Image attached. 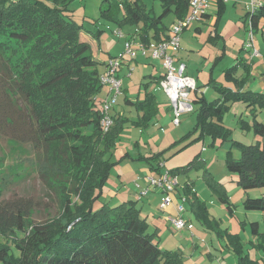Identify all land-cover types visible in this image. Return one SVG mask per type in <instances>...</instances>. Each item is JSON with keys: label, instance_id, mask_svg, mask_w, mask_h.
Here are the masks:
<instances>
[{"label": "trees", "instance_id": "obj_1", "mask_svg": "<svg viewBox=\"0 0 264 264\" xmlns=\"http://www.w3.org/2000/svg\"><path fill=\"white\" fill-rule=\"evenodd\" d=\"M72 1L0 0V37L10 36L28 47L26 55L13 64L8 45L0 38V131L16 125V139L35 142L45 155L65 164L70 179L69 189L61 193V213L52 220H30L35 207L31 198L0 199V236L6 238L0 240V259L4 264H184L182 252L160 246L157 230H150L137 201L96 207L115 164L106 155L117 147L121 130L130 118L114 113L112 127L108 131L102 127V100H98L103 89L101 62L94 56L91 43L82 38L84 24L75 19ZM108 1L103 15L117 21L119 28L138 27L139 38L146 44L169 37V27L164 23L167 15L174 13L176 18H184L190 12V0H159L163 7L160 14H155L143 0ZM263 16L264 7L251 17L254 28ZM240 66L244 74L238 76ZM252 67V59H243L225 69L226 80L233 86L210 82L219 97L208 100L197 95L194 131L172 143L189 140L179 151L204 137H210L212 145L219 139L229 141L226 163L237 172L238 183L245 190L264 187V122L258 119L259 110L264 109V92L244 88ZM145 84L144 98L131 102L139 112L131 121L144 128L159 111L156 95L148 90L150 82ZM235 101L250 108L251 119L240 117L238 124L254 131L259 137L256 143L245 144L231 137L232 128L226 125L224 116ZM236 148L241 152L239 157L234 155ZM160 153L137 159L157 158L160 162ZM208 180L220 200L233 211L223 185L215 179ZM185 190L197 219L215 230L239 264H264V231L259 229L258 221L252 222L256 238L249 242L262 254L254 258L240 233L220 228V222L190 183ZM243 205L264 211V196L247 195ZM10 244L20 250L18 257L10 255Z\"/></svg>", "mask_w": 264, "mask_h": 264}, {"label": "rangeland", "instance_id": "obj_2", "mask_svg": "<svg viewBox=\"0 0 264 264\" xmlns=\"http://www.w3.org/2000/svg\"><path fill=\"white\" fill-rule=\"evenodd\" d=\"M143 1L148 8L154 10L155 14L162 12V5L158 0ZM211 1V11H215L214 1ZM234 1L226 2L227 9L222 16V28L225 27L227 31L225 32L226 38L216 37L214 32L207 29L198 32L194 24L182 32V34L184 33L182 45L176 56L181 54L182 61L187 65L188 73L193 75L192 78L196 81V89L190 92V98L204 94L211 100L219 95L210 82L226 83L225 69L237 60L234 57L242 44L240 34L243 36L244 32L245 40L247 39L249 31L242 22L243 15L246 13L243 2L248 4L251 0H241L240 3H238L239 0L235 1L239 4L236 6H234L236 4ZM108 4V0H73L71 4L75 19L84 24V35L92 39L96 38L95 40L100 42V58L109 57L111 54L114 55L111 56L112 58L117 57L125 51L126 41L124 38L126 37L119 35L117 31L121 30L125 34L126 28H119L117 21L103 15V9ZM241 6L245 7L244 13ZM173 15L170 13L164 18L166 24L171 23ZM94 33L99 34V37H95ZM0 38L6 41L8 56L13 64L18 63L26 55L27 46H22L10 36H1ZM254 43L260 50V55L252 57V60L257 63L261 61L264 64V22L254 28ZM235 44L238 45L233 53ZM244 48V55L251 56L250 51L246 47ZM144 57L138 56L136 59L140 60ZM153 60L161 62L160 58L152 57ZM144 64L142 61H134L131 67L123 66L124 64L120 67L119 73L124 83L123 87L129 90L127 89L125 94L122 91L119 95L115 109L126 114L130 121L125 122L121 130L118 146L106 155L115 164L111 167L108 180L103 186L96 207L105 203L109 206H117L130 200L135 191L141 200L137 201V205L143 207L142 216L145 214L149 216L147 219L150 230L158 227L156 228V239L160 246L164 249L182 252L184 264H239L236 255L227 248L225 241L218 237L215 230L206 228L197 219L185 190V187L190 183L192 190L196 191L197 195L206 202L210 213L220 222V228H229L231 231L240 233L246 249L250 251L252 257L261 256L262 252L260 254L255 248L250 247L249 240L256 238L252 231L253 221H258L259 229L264 231V211L246 209L243 199L247 195L264 196V187L245 190L238 183L237 172L231 171L226 163V153L230 148V142H222L219 139L212 145V139L204 137L193 141L179 151L177 150L189 140L178 141L172 145L173 142L194 131L197 123L198 104L192 103L193 109L181 111L177 117L172 110L173 106L168 94L159 84L158 87L152 86L159 102V111L155 120L145 128L137 126L131 121L137 118L138 112L135 105L126 102V97L144 98L147 91L145 84L147 78L143 74L149 72L147 68H144ZM124 67H128L126 72L124 71L125 73L123 72ZM162 68L164 69V67ZM162 68L159 67V71H162ZM104 69L105 67L101 63L99 70L103 72ZM108 89V85L103 86L102 94L98 100H103L107 96ZM245 106V103L241 101L232 103L225 113L224 121L228 127L232 128L231 137L233 139L245 144H252L256 143L259 137L252 129H242L238 124L240 117L247 120L252 117L250 112L245 111ZM112 111L115 112L114 108ZM258 119L264 120V109L259 110ZM15 126L10 124L6 131H0V199L31 198L35 203L30 216L32 222L55 219L61 213V193L66 192L70 187V179L66 175L67 167L56 161L51 155H45V151L35 147V142L17 140L15 134L19 135V133H15ZM196 135L190 136V139ZM126 152H129L132 158H123ZM233 152L236 157L240 156L239 149H233ZM154 153H160L162 162L159 167L162 173L182 168L181 171L176 172L179 184L172 193L176 200V207H180V205L184 207L181 214L184 219L192 223V228L177 230L174 229L170 221L169 225L165 220V217L167 218L171 214L166 208H162L164 193L162 188L154 185L151 180V177H160L158 171L153 167L157 165L158 159H133L139 155ZM126 164L131 169L125 170L123 166ZM210 178L223 185L221 188L227 192V196L233 204V211L229 210L227 204L220 200L219 194L208 180ZM5 239L0 236L1 241ZM10 245V255L13 258L18 257L20 250L15 245ZM0 264H4L1 259Z\"/></svg>", "mask_w": 264, "mask_h": 264}, {"label": "built area", "instance_id": "obj_3", "mask_svg": "<svg viewBox=\"0 0 264 264\" xmlns=\"http://www.w3.org/2000/svg\"><path fill=\"white\" fill-rule=\"evenodd\" d=\"M212 1L211 0H190V12L184 18H177L169 30V37L163 41L146 44L139 38V28L129 35L125 42V51L117 57H111L107 63L105 70L100 74V81L102 85H108V94L102 100V119L101 124L105 131H108L114 124L113 108L117 103L119 95L123 91V81L120 77L119 71L122 64L135 59L138 56H151L160 58L165 69L164 77L160 81V85L168 94L173 110L178 117L181 111L191 108L190 92L196 89V81L194 78L185 74L186 65L184 63L176 64V55L181 48L182 32L193 22H202L203 18L210 13ZM248 36L245 40V47L251 53L252 57L259 56L260 50L254 43V27L251 17L264 7V0H251L248 3ZM117 33L125 36L121 30ZM100 96H98L99 99ZM179 119L177 118V121ZM152 183L160 186L164 193L162 197V208H169L174 206L176 211L168 216L174 229L182 230L184 228H192V223H189L182 216L181 212L184 209L182 205L176 207L173 191L179 184L178 174L171 171L162 173L160 177H151ZM140 197V196H139ZM184 199L186 197H183Z\"/></svg>", "mask_w": 264, "mask_h": 264}, {"label": "crops", "instance_id": "obj_4", "mask_svg": "<svg viewBox=\"0 0 264 264\" xmlns=\"http://www.w3.org/2000/svg\"><path fill=\"white\" fill-rule=\"evenodd\" d=\"M159 1V0H158ZM214 1V3H213V7H214V9H215V11H211V9H210V13L209 14H207L204 18H203V21L202 22H200V23H198V22H193V23H191L190 25H192V24H194L195 25V29H196V31H206V29L208 30V31H211V32H214L215 33V36L216 37H224V38H226L225 37V32H227L226 31V29H225V27H223L222 28V24H223V15H224V13L226 12V9H227V3L230 1H228V0H213ZM235 1H238V0H235ZM234 1V2H235ZM160 2V1H159ZM227 2V3H226ZM240 2H242L241 0H239L238 1V3H240ZM236 4L234 5V6H236V5H239V4H237V2H235ZM244 3V6L246 7V13H245V15H243L244 16V18H243V20H242V22H243V26L244 27H246L247 26V24H248V21L249 20H247V18H248V13H249V6H248V4H247V2H243ZM245 7H243V6H241V8H242V11H243V13H244V11H245ZM211 8H212V5H211ZM236 9V8H235ZM162 10H163V7H162ZM160 14V13H159ZM171 14H174V13H171ZM170 15V14H169ZM177 18L175 17V14L173 15V19H172V21H171V23H169V24H166L165 23V21H164V23L169 27V30H170V26L172 25V23L176 20ZM165 20V19H164ZM262 22H264V18L262 17L261 19H260V21H259V24H258V27L260 26V24L262 23ZM189 25V26H190ZM188 26V27H189ZM188 27H186V29L188 28ZM124 29L126 28V32H125V36H123V37H126V38H124L125 39V41H126V39H127V37L129 36V35H131L133 32H134V30H135V28L136 27H134V26H125V27H123ZM168 34H169V31H168ZM184 34V33H183ZM183 34H182V38H181V45H182V40H183ZM243 36H242V34H240V38H242V44H241V47H239V49H238V51H237V53L235 54V57L234 58H237V60L235 61V63L233 64V65H235V64H238V63H240V61L241 60H251V58H250V56H248V55H244V53H245V46H244V43H245V37H246V34L243 32ZM95 36V35H94ZM96 37V36H95ZM94 37V38H95ZM97 37H99V34L97 35ZM82 38L83 39H85V40H87V41H89L90 43H91V46H92V50H93V54H94V56L104 65V67H106V63H107V61L111 58V56H114V55H110L109 57H106V58H100L99 57V55H100V51H101V47H100V42L99 41H96L95 39H92V38H90V37H88V36H85L84 35V33H83V31H82ZM98 39V38H97ZM152 42H156L155 40H153ZM238 45V44H237ZM237 45L235 44L233 47H234V50H233V53L235 52V48L237 47ZM247 52H248V50H246ZM180 54V53H179ZM178 54V56H176V64L177 65H179L180 63H184L183 61H182V59H181V54L179 55ZM137 62V61H142V63H145L144 64V68H147L148 69V73H145L144 72V74H143V76L144 77H146L147 79H146V81H145V83H147V82H150V84H149V89L148 90H151L155 95H156V97H157V94L155 93V91L153 90V87L152 86H156V87H158L159 86V84H160V82H158V78L160 77V76H162V75H164L165 74V69H163L162 67V63L161 62H158L157 60H153L152 61V57L151 56H145L144 58H140V60H138V59H132V60H130L129 62H127V63H125L123 66H129V67H131V64L133 63V62ZM185 64V63H184ZM186 65V64H185ZM160 68H162L163 70L162 71H159V67ZM232 66V65H231ZM125 69H123V68H121V69H123V72L125 71L126 72V69H128V67H124ZM105 70V69H104ZM102 72V71H101ZM120 72V71H119ZM124 72V73H125ZM120 74V73H119ZM185 74H187L188 76H190V77H192L193 75H190L189 73H188V71H187V65H186V68H185ZM244 74V69H243V67H239V71H238V73H237V75L238 76H241V75H243ZM121 75V74H120ZM254 79V80H253ZM223 84H226V85H231V86H233V83H231V82H228L227 80H226V83H224V82H222ZM124 84V83H123ZM245 89H252V90H255V91H261V92H264V64L261 62V61H259L258 63H257V61L255 62L254 60H253V67H252V75H251V78L248 80V82L245 84V87H244ZM128 89V88H127ZM127 89H125L124 87H123V93L125 94V91L127 90ZM129 90V89H128ZM215 91V90H214ZM215 92H218L217 90L215 91ZM102 94V91H101V93H100V95ZM99 95V96H100ZM204 95V94H203ZM216 95V94H215ZM197 96V95H196ZM195 96V97H196ZM200 96H202V95H200ZM205 96V95H204ZM194 97V98H195ZM206 97V96H205ZM217 97H219V95H216L215 96V98H217ZM194 98H191V101H190V105H191V108H188V109H186V110H191V109H193L194 108V105L193 104H195V102H194ZM207 98V97H206ZM215 98H212V99H215ZM138 99H141L140 97H138ZM138 99H135V98H133L132 96L131 97H126V102H128V103H130V104H132L131 102H136ZM208 99V98H207ZM211 99V100H212ZM157 100H158V97H157ZM170 100V99H169ZM208 100H210V99H208ZM171 101V100H170ZM118 103V102H117ZM117 103L115 104V105H117ZM193 103V104H192ZM132 105H134V104H132ZM246 105V104H245ZM116 106H114V113H120V114H122V115H124V116H126V114H124L123 112H118L116 109ZM247 108V109H246ZM173 110V109H172ZM248 111V112H250V108L249 107H247V105L245 106V111ZM138 112V111H137ZM263 114V113H262ZM138 115H139V112H138ZM138 117V116H137ZM135 119H137V118H135ZM134 120V119H133ZM155 120V119H154ZM153 120V121H154ZM260 120V119H259ZM260 121H262V120H260ZM262 122H264V120L262 121ZM118 146V145H117ZM178 151V150H177ZM124 157L123 158H126V157H131L132 158V156H131V154L129 153V152H126V153H124V155H123ZM140 156V155H139ZM144 156H150V155H144ZM133 159H137V157H133ZM138 159H141V158H138ZM120 160V159H119ZM161 160H160V162L157 160V165H156V167H159L160 165H161ZM124 167V169L125 170H127L128 168H130L129 167V165L128 164H126L125 166H123ZM155 168V167H154ZM131 169V168H130ZM158 171V174H162V171L160 170V167H159V170H157ZM168 171H171V170H168ZM157 175V174H156ZM179 178V177H178ZM133 197L132 198H130V200H135V201H141L139 198H138V195L136 194V192L134 191V195H132ZM245 197V196H244ZM244 200V199H243ZM175 202H176V200H175ZM141 208V212H142V210H143V207L141 206L140 207ZM168 212H169V214H172L173 212H175L176 211V208L174 207V206H170L169 208H167L166 209ZM147 216V217H146ZM143 217H146V218H149V216H148V214H145V216H143ZM148 220V219H147ZM165 220L169 223V225H170V222H169V220H168V216H167V218L165 217ZM156 228H158V227H155L154 229H152V231H154Z\"/></svg>", "mask_w": 264, "mask_h": 264}, {"label": "water", "instance_id": "obj_5", "mask_svg": "<svg viewBox=\"0 0 264 264\" xmlns=\"http://www.w3.org/2000/svg\"><path fill=\"white\" fill-rule=\"evenodd\" d=\"M187 92H189V93H190V89H187Z\"/></svg>", "mask_w": 264, "mask_h": 264}]
</instances>
